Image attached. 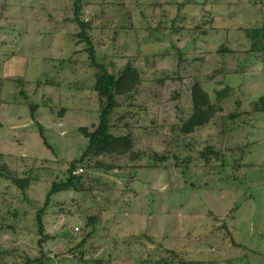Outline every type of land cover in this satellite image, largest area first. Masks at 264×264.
I'll return each instance as SVG.
<instances>
[{"label": "rangeland", "instance_id": "374dc122", "mask_svg": "<svg viewBox=\"0 0 264 264\" xmlns=\"http://www.w3.org/2000/svg\"><path fill=\"white\" fill-rule=\"evenodd\" d=\"M73 17L74 0H0V164L33 176L25 194L0 176V264H264V0H84L98 61L141 73L111 119L141 155L78 163L87 187L52 196L40 246L37 214L89 145L80 128L99 123L98 70ZM197 81L218 111L181 136ZM209 146L219 159L208 164L200 153ZM90 216L96 233L77 247Z\"/></svg>", "mask_w": 264, "mask_h": 264}, {"label": "trees", "instance_id": "16d2710c", "mask_svg": "<svg viewBox=\"0 0 264 264\" xmlns=\"http://www.w3.org/2000/svg\"><path fill=\"white\" fill-rule=\"evenodd\" d=\"M84 9V0H74V22L79 27V32L76 34L78 37L77 44H86L84 52L88 55V61L92 66L98 70L97 77L95 79V84L93 89L96 91L99 98V123L93 131L87 127L80 128L81 133L89 139V145L87 146L82 157L72 161L70 168L68 169V177L66 179L55 181L52 184L50 191L48 192L45 206L39 210L37 214L38 222V232L41 236L40 246L44 241H46L47 236L45 234V224H44V213L46 212L47 206L49 205L53 195L62 192V191H85L87 187L83 173L79 172L78 163L83 162L87 158L96 157L99 159L105 155H116L124 156L130 155L131 159H137L141 154L133 150L134 148V136L132 132H129L125 135H114L111 132V119L114 111L119 109L122 105L121 101L127 102L129 98L133 97V94L137 91L138 86L142 82L140 71L131 63L126 65L124 68H121L119 71L110 70V66L105 63L98 61L97 49L91 35V22H88L82 17V12ZM261 37V32H254L253 39H259ZM261 48L264 50L263 38L260 39ZM225 50H223L224 52ZM78 52L76 51L75 54ZM65 60L61 62L64 63ZM67 62L71 63L72 60L69 58ZM63 65V64H62ZM47 84L56 85L55 82L50 81ZM180 96V95H179ZM176 97H178L176 95ZM122 98V100H121ZM125 99V100H124ZM192 113L190 116L182 121L180 126L179 134L181 136H188L197 130H201L211 123L215 115L217 114L218 108L217 105L212 103L211 95L202 84L197 81L192 87ZM31 115L33 120L38 126V131L40 136L43 138L45 144L50 146L47 142L46 130L43 124L39 122L36 111L39 110L38 105H31ZM257 111L264 112V98L262 97L261 102L256 104ZM125 117V114H122L121 119ZM201 158L206 160L209 164L211 162L210 155L215 154V158L219 159L218 152L214 147H208L203 152L200 153ZM155 159L160 162H165L168 159L167 155H161L155 153ZM182 160V159H181ZM180 160V161H181ZM185 167L190 168L192 158L184 160ZM182 164V162H180ZM225 165L226 162L224 161ZM199 164H196L198 166ZM95 166L104 169L106 171H115L118 169V166L111 163H106L101 160H97ZM0 176L4 179L11 182L13 185L18 187L24 194L28 192L31 187L33 176L31 172L27 176H19L17 173H14L9 166L6 164H0ZM86 185V186H85ZM237 209V206H236ZM235 209V210H236ZM97 216H90L89 223L85 225L92 226V230L88 232L86 238L79 244L77 247H81L84 243L90 238L94 237L96 233V222ZM227 226V225H226ZM12 228V227H11ZM224 228V227H223ZM229 230V229H227ZM231 233V232H229ZM231 242L235 246H242L240 243H236V240L233 235L230 234ZM236 243V244H235ZM72 251V250H71ZM43 255L46 257L47 254L42 249ZM174 256H177V254ZM43 258L39 260H28L26 264H42ZM170 260L161 259L158 262L167 263ZM182 264H188L189 262H184L181 260ZM195 264H203L202 262H196Z\"/></svg>", "mask_w": 264, "mask_h": 264}, {"label": "built area", "instance_id": "2783aa9c", "mask_svg": "<svg viewBox=\"0 0 264 264\" xmlns=\"http://www.w3.org/2000/svg\"><path fill=\"white\" fill-rule=\"evenodd\" d=\"M82 171H83V169L80 168V169H79V172H82ZM76 231H79V228H76Z\"/></svg>", "mask_w": 264, "mask_h": 264}]
</instances>
